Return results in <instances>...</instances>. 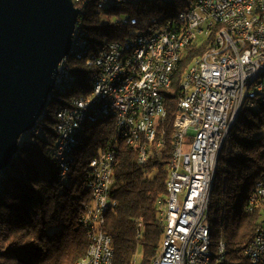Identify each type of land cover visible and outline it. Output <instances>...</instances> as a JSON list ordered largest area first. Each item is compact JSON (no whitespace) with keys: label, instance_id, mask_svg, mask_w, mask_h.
I'll return each instance as SVG.
<instances>
[{"label":"trees","instance_id":"16d2710c","mask_svg":"<svg viewBox=\"0 0 264 264\" xmlns=\"http://www.w3.org/2000/svg\"><path fill=\"white\" fill-rule=\"evenodd\" d=\"M187 6L184 1H154L103 12L90 6L84 29L88 42L97 48L105 39L123 40L133 31L145 29L151 18L172 17ZM113 15H128L136 19V24L115 25L110 20ZM206 49L207 43L185 51L172 85L164 92L167 116L162 128L166 130V145L152 152L144 167L138 166L134 150L118 145V165L110 189L117 204L106 215L104 227L112 239L113 264H133L137 254H141L139 264H151L158 253L163 233L156 203L166 192L179 85L192 60ZM69 64L75 76L74 89L52 99L40 120L44 135L33 138L29 134V140L20 139L19 150L4 171L0 188V264H76L86 253L88 240L79 226L83 207L91 201L85 175L91 159L114 136V124L112 120H101L88 128L70 181L59 180L52 160L57 108L91 91V71L82 61L70 60ZM263 175L264 106L242 110L219 156L207 221L226 243V262L220 264H251L243 251L261 228L264 213L258 204L250 213L245 212V206Z\"/></svg>","mask_w":264,"mask_h":264},{"label":"built area","instance_id":"2783aa9c","mask_svg":"<svg viewBox=\"0 0 264 264\" xmlns=\"http://www.w3.org/2000/svg\"><path fill=\"white\" fill-rule=\"evenodd\" d=\"M100 3L117 0H96ZM79 11L84 0H72ZM188 6L180 11L189 19V26L177 23L161 22L159 16L150 19L147 27L136 30L123 40H116L109 46L108 52L98 49L95 58L100 62L102 82L89 93L86 107H78L72 102L68 123H62L60 138L55 142H69L70 122H78L83 112L93 103L107 100V82L116 79L123 66L131 67V77H127L125 88L119 90V98L113 106L114 111H121L126 117L128 130L133 128V121L138 117L148 118L151 139L161 128V114L164 107L161 102V83L172 76L175 68V53L169 52L171 43H178V49L185 53L190 45H196L199 29H215L227 26V35L223 40L212 41L208 56L188 79L190 99H185L181 117L179 144V167H174L173 199L170 204L168 227L165 243L157 264H204L202 257L203 233L201 205L205 179H209V164L216 151V144L221 134L230 128V123L238 117L236 106H242V100L250 93H257L259 104L264 106V81L252 88H245V79L256 69H264V55L260 48L264 45V0H187ZM116 18L115 25L129 27L136 24V19L128 15ZM79 15H78V19ZM80 28H74L72 39ZM145 30H154V37H145ZM71 39V41H72ZM130 42H146V51L127 56V61H120L118 50ZM155 42H163L164 64L153 68L154 86L141 89L140 97H132V81H138V71L146 59V53L153 50ZM60 63L58 65V68ZM140 103H147V113H140ZM120 138H111L105 148L91 159L85 187L97 184L99 187L98 211L94 215V224L101 226L104 232L106 215L115 202L110 196L112 177L117 167V152ZM184 146L188 151L184 152ZM163 147V145H162ZM59 152V151H54ZM1 175V173H0ZM258 204L264 213V177L256 183L255 192L247 213ZM84 205L79 223L86 222ZM250 252H258V259H250ZM243 255H249L251 264H257L264 258V222L252 240L246 245ZM112 241L107 235V248L102 251L96 264L111 263Z\"/></svg>","mask_w":264,"mask_h":264},{"label":"bare ground","instance_id":"6f19581e","mask_svg":"<svg viewBox=\"0 0 264 264\" xmlns=\"http://www.w3.org/2000/svg\"><path fill=\"white\" fill-rule=\"evenodd\" d=\"M154 1L171 3L174 0H117V2H109L108 5L107 3H100L98 6L96 0H84L82 8L79 11L80 20H77L74 27L80 28V30L75 33L71 41L68 56L60 62V66L57 69L54 90L49 97L50 100L52 101V99L57 96L55 92H59V95L67 94L74 89L75 76L69 64L70 60L82 61L84 66L91 71L89 74V81L91 84L90 92H92L93 89H96V85H100L102 82L101 65L100 62L95 58V55L99 48L100 52H108L109 46L114 45L116 40L108 41L105 39L103 44L97 48H94V46L88 42L87 31L84 29V18L87 16V10L90 6H93V9L96 12H103L107 9H119L133 6L141 2ZM178 1H184L187 3V0ZM113 17L116 16L113 15L112 18ZM112 18H110V20H112ZM159 20L161 22L170 23L178 22V24L182 26H189V19H187L185 15H180V11L175 13L172 17L163 18L159 16ZM226 35L227 26H220L216 27L215 29H210L209 34L208 29H199L196 45L198 47H202L205 43H207V49L192 60L191 64L186 69L179 85L180 97L176 102L177 115L174 117L172 124L173 131L170 134L171 157L167 168L168 173L165 185L166 192L165 196L156 203L157 218L162 228L163 234L160 248L154 259L151 261V264H157V261L161 255V250L165 243L166 228L168 227V217L170 215V204L173 199L174 167H179V158L177 155L179 154L178 143L180 142L181 117L184 108V101L185 99H190V90L189 86H187L188 79L194 72V69L198 68L201 62L207 58L208 48L212 41L223 40ZM145 37H154V30H145ZM192 46L194 45L188 46L186 50ZM144 51H146V42H130L127 43L123 49L118 50V57L120 58V61H127V56H133L134 54ZM169 52L175 53V68L172 72L171 78L164 80L161 83V102L164 107V112L161 114L162 125L165 122L167 116V111L164 106V92L172 85L178 64L184 55L183 50L178 49V43H171V45H169ZM162 54L163 42H155L154 49L147 51L146 59L142 63V69L138 71V81H132V97H140L141 89H146V86H154V75H152V71L153 68L157 67V64H164V56H161ZM260 55H264V45L260 48ZM127 77H131V67L123 66V71L118 73L116 79H111V81L107 82V100L96 101V103H93L92 106L87 108V112H83L78 122H70L69 142H64L63 145L62 142H55L52 160L56 165L57 177L59 180L70 181L72 177V169L75 164L76 154L85 141L88 128L92 124H95L101 120L113 121L114 136L112 138H120V133L123 134L119 144H123L135 151L136 162L140 167H144L147 164L152 152H159L166 145V130L162 128V126L156 131L154 139H151V131H149L148 128V118L138 117V121H133V128H138L137 134V130H128L126 117L121 111H112L113 106L116 104L119 98V90L125 88ZM262 81H264V69H256L253 75L245 79V88H252V86L259 85ZM88 98L89 94L87 96L72 98L67 100L64 105L57 109L56 123L54 126L55 139L60 138V131L57 128H62V123H68V116L71 112L72 102H77L78 107H86ZM257 104H259V96L257 93H250L249 96H246L242 100V106H236V115H240L244 109L250 110L251 106ZM258 108L260 107H254V110H257ZM44 112L39 121L36 122L34 127L27 133L33 138H40L44 135V129L40 125V120L45 115ZM140 113H147V103H140ZM237 119L238 117H236L232 123H230V128L221 134L219 142L216 144V151L214 152L209 164V179H205L204 181L203 199L201 205V213L203 218L202 257L204 259V264H220L226 262V259L224 258L227 252L226 243L224 239H220L215 244L212 243L211 238L213 230L211 224L207 221V216L209 212L219 156ZM90 167L91 161L89 163L88 169H90ZM4 171L5 170L0 172V188L2 186ZM87 174L88 172L85 175V181L87 179ZM262 177H264V175ZM88 191L91 196V201L88 203L87 211H84V219H86V222L79 223L80 229L84 232L88 240V247L85 255L78 262H76V264H96L98 257L102 255V251H105V248H107V234L101 235V226L94 224V215L96 214V211H98L99 205V187L97 184H89ZM251 199L252 196L246 200V213L248 207L251 204ZM116 204V202H113L110 210L116 207ZM138 236H140V234H138ZM110 240L112 241L111 238ZM243 256L249 261V255ZM250 259H258V252H250ZM113 260L114 249L112 246L111 263L109 264H113ZM257 264H264V258L259 259Z\"/></svg>","mask_w":264,"mask_h":264},{"label":"water","instance_id":"95a60500","mask_svg":"<svg viewBox=\"0 0 264 264\" xmlns=\"http://www.w3.org/2000/svg\"><path fill=\"white\" fill-rule=\"evenodd\" d=\"M78 15L72 0H0V172L51 101Z\"/></svg>","mask_w":264,"mask_h":264},{"label":"rangeland","instance_id":"374dc122","mask_svg":"<svg viewBox=\"0 0 264 264\" xmlns=\"http://www.w3.org/2000/svg\"><path fill=\"white\" fill-rule=\"evenodd\" d=\"M174 1H178V0H174ZM112 23H115L116 22V18H112ZM56 95H59V92H55ZM58 109V108H57ZM44 138V137H43ZM22 140H29L30 139V136L28 134H25L21 137ZM188 151V148L187 146H184V152ZM212 226V225H211ZM213 230V233H212V238H211V241L213 244H215V242L219 241L220 239H223L222 237H219L218 234H216V230ZM135 260V264H139L140 263V260H141V254H137L134 258Z\"/></svg>","mask_w":264,"mask_h":264}]
</instances>
